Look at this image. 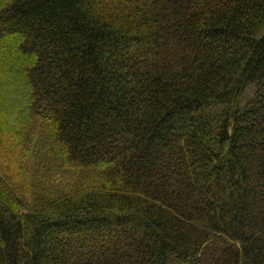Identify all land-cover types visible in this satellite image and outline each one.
<instances>
[{"label": "trees", "instance_id": "trees-1", "mask_svg": "<svg viewBox=\"0 0 264 264\" xmlns=\"http://www.w3.org/2000/svg\"><path fill=\"white\" fill-rule=\"evenodd\" d=\"M0 264H264V0H0Z\"/></svg>", "mask_w": 264, "mask_h": 264}]
</instances>
